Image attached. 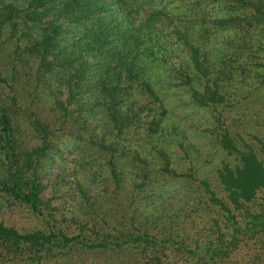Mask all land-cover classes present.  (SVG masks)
<instances>
[{
  "label": "trees",
  "instance_id": "trees-1",
  "mask_svg": "<svg viewBox=\"0 0 264 264\" xmlns=\"http://www.w3.org/2000/svg\"><path fill=\"white\" fill-rule=\"evenodd\" d=\"M209 5L216 10L210 26L206 24ZM218 28L240 30L226 38L224 50H233L231 62L244 72L250 57L241 63V54L235 55L250 54L262 42L264 0H0V54L5 43L16 40L9 57L19 62L24 48L35 53L36 81L63 75L66 98L57 102L59 116L62 122H70L75 131L68 132L84 141V147L93 145L109 153L110 179L115 184L123 171L118 168L120 155L113 152L138 154L148 152V147L164 160L161 170L196 180L191 167L170 168L168 152L181 143L184 150L185 137L177 125L164 122L167 102L156 87L182 89L200 107L227 105L234 93L226 81L233 78L234 65L211 64V51L222 52V47L210 46ZM0 84L9 86L1 59ZM11 99L10 107H0V190L40 212L41 185L34 157L49 150L54 129L35 116L31 123L40 146L22 149L11 112L13 107L18 109L17 96ZM217 146L224 158L215 177L224 197L216 195L207 179L200 183L227 225H232L231 232L218 229L215 239L193 240L133 226V231L116 236L95 232L91 237L84 231L86 226L71 236L52 228L20 232L0 221V253L5 250L38 261L61 255L68 262L79 250H99L121 253L122 264H170L172 250L185 262L179 264L231 255L225 248L235 241L227 239L228 234L235 240L237 234L253 237L264 231V214L244 208L264 190V143L256 151L224 127ZM234 211H240L242 220ZM171 264L178 263L175 259Z\"/></svg>",
  "mask_w": 264,
  "mask_h": 264
},
{
  "label": "rangeland",
  "instance_id": "rangeland-1",
  "mask_svg": "<svg viewBox=\"0 0 264 264\" xmlns=\"http://www.w3.org/2000/svg\"><path fill=\"white\" fill-rule=\"evenodd\" d=\"M207 10L206 24L210 26L216 10L211 5ZM223 29L218 28L211 36L210 46L222 47V52L211 51L213 60L211 58L210 62L217 67L234 65L233 78L226 81L228 89L234 93L231 100L228 98L227 105H223L226 112H222L220 107L223 106L219 104L210 107L193 104L182 89L156 87L158 91L162 90L165 104L167 102L164 122L178 126L180 134L185 137L184 150L188 151L184 152L182 143L167 151L170 168L185 170L191 167L196 180L161 170L164 160L148 147V152L138 154L113 152L120 155L117 156L120 157L118 168L123 171L115 184L110 179L109 153L107 155L93 145L84 147V141L76 140L68 132L70 129L73 133L75 131L70 122H62L63 118L59 116L57 102L66 98L63 75L46 76L45 80L36 81V54L24 48L22 60L16 62L9 57V50L17 41L5 43L0 59L2 74L9 86L0 84V107H10L11 97L17 96L18 109L13 107L11 112L21 148L28 151L40 146L41 139L31 123L35 116L51 124L54 132L49 150L34 157V168L41 185L40 212L32 211L0 190V221L20 232L52 228L71 236L86 226L84 231L91 237H95V232L100 236H116L133 231V226L159 235H187L193 240L215 239L218 229L231 232L232 225H227L224 214L209 201V194L200 181L207 179L216 195L224 197L215 177L224 158L217 146L219 133L224 127L229 128L237 141H244L256 151L264 143V35L259 34L262 42L250 54H234L236 58L241 54V63L245 57H250V65L242 72L237 63L231 62L233 50H224L226 38L234 37V33H240V30ZM222 115L227 119L222 121ZM244 208L253 214H264V190L259 191ZM234 212L239 221L242 220L240 211ZM226 238L235 241L225 248L232 252L231 255L215 261H200L199 264H264V231L253 237L237 234L232 240L228 234ZM120 255L119 252L79 250L73 254L74 261L67 262L61 255L38 261L25 255H8L2 250L0 264H122ZM175 259L178 264L185 263L172 250L170 264Z\"/></svg>",
  "mask_w": 264,
  "mask_h": 264
}]
</instances>
